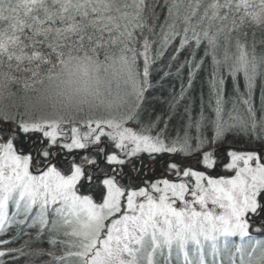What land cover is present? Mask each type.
I'll return each mask as SVG.
<instances>
[{
    "label": "snow or ice",
    "instance_id": "6c2138e0",
    "mask_svg": "<svg viewBox=\"0 0 264 264\" xmlns=\"http://www.w3.org/2000/svg\"><path fill=\"white\" fill-rule=\"evenodd\" d=\"M0 264H264V0H0Z\"/></svg>",
    "mask_w": 264,
    "mask_h": 264
}]
</instances>
